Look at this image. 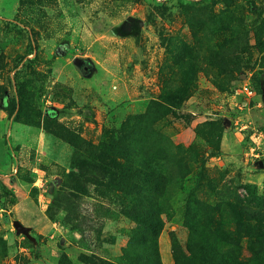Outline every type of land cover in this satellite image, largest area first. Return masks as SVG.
I'll use <instances>...</instances> for the list:
<instances>
[{
    "label": "rangeland",
    "instance_id": "374dc122",
    "mask_svg": "<svg viewBox=\"0 0 264 264\" xmlns=\"http://www.w3.org/2000/svg\"><path fill=\"white\" fill-rule=\"evenodd\" d=\"M126 159L160 175L163 264L207 214L228 264H264V0H0V264L142 254Z\"/></svg>",
    "mask_w": 264,
    "mask_h": 264
},
{
    "label": "trees",
    "instance_id": "16d2710c",
    "mask_svg": "<svg viewBox=\"0 0 264 264\" xmlns=\"http://www.w3.org/2000/svg\"><path fill=\"white\" fill-rule=\"evenodd\" d=\"M83 61H84L83 59L77 58L75 60L77 67H81V65L84 64ZM82 72H85L84 69L82 70ZM168 93H169L168 94L169 97H172L171 94H173L174 97H177L178 99L180 98L179 94H174L170 91ZM166 99H167L165 100L166 105L174 106L172 103L170 104L168 102L170 100L168 99L167 96ZM126 163L127 164H126L125 172H127V174L130 175L133 191L129 192L126 189V187L123 188V186H119L117 190L120 191L121 189H126V194H128V196H131L130 199H132L134 203L136 201L137 205L138 204L141 205H140V211L135 209L137 212H132V209H125L124 212L126 213V215L136 220L140 226L143 227L146 224V226L150 228L149 232H151V234L149 235L139 232L140 227L133 229L131 231L132 234L131 237L133 239L144 240L146 246L144 249H141L142 254L141 253L136 254V253H132L134 249L129 244V246H127L123 250L124 252L122 254V262L124 264H163L157 246V237L161 229L163 228V221L160 215L161 213L160 211L159 213H157L156 210L157 208L154 207V204L150 201V199L147 196L143 195V188H145L144 186L146 183L153 184L155 188H159V185L162 183L160 175L159 174L156 175L150 165L148 166L145 164L144 165L135 164L131 162L129 159H126ZM119 167L120 165L117 163L116 168ZM132 179L137 181L135 182ZM4 189L8 194H11L13 200L16 199V197L11 193V191L7 187H5ZM137 205H133V207ZM211 215L212 214L210 215L207 214L206 217L202 215V219L197 218L196 215L195 218L194 217L190 218L191 221L189 220L190 223H188V227L191 231V238H190L191 240H189L191 243L190 245L187 246L188 248L187 253L189 252V254L181 251V246L176 241L175 234L172 231L171 239L173 243L174 256L177 263H179L180 256H184L188 261V264H228L225 261L223 254L220 253L221 251H218L219 249L213 247L208 240L210 232H207L206 227L208 225V222L211 221L212 218ZM145 216H147V218ZM243 216H246L247 219L250 218L247 213L243 212L242 216L241 215L239 216V221L244 222V219L242 218ZM223 223H224L223 220H221V222H219L217 225L219 224L221 225ZM212 234L216 238H222L221 237L222 232L218 230V228H216V230L213 231ZM142 257L145 258L146 260L143 262L138 261L139 258Z\"/></svg>",
    "mask_w": 264,
    "mask_h": 264
},
{
    "label": "water",
    "instance_id": "95a60500",
    "mask_svg": "<svg viewBox=\"0 0 264 264\" xmlns=\"http://www.w3.org/2000/svg\"><path fill=\"white\" fill-rule=\"evenodd\" d=\"M14 226L19 233H24L26 235H29V227H26L23 223H21L19 220L14 221Z\"/></svg>",
    "mask_w": 264,
    "mask_h": 264
}]
</instances>
